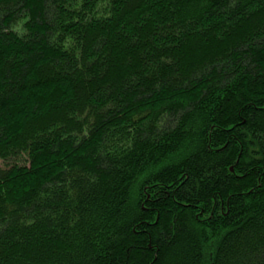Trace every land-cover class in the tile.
I'll return each mask as SVG.
<instances>
[{
	"label": "trees",
	"instance_id": "16d2710c",
	"mask_svg": "<svg viewBox=\"0 0 264 264\" xmlns=\"http://www.w3.org/2000/svg\"><path fill=\"white\" fill-rule=\"evenodd\" d=\"M0 264H264V0H0Z\"/></svg>",
	"mask_w": 264,
	"mask_h": 264
}]
</instances>
